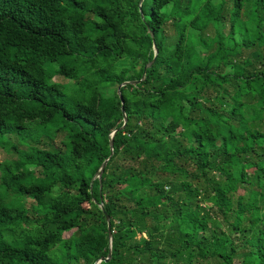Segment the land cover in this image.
Returning a JSON list of instances; mask_svg holds the SVG:
<instances>
[{
    "label": "trees",
    "instance_id": "trees-1",
    "mask_svg": "<svg viewBox=\"0 0 264 264\" xmlns=\"http://www.w3.org/2000/svg\"><path fill=\"white\" fill-rule=\"evenodd\" d=\"M138 2L0 0V264H264V0Z\"/></svg>",
    "mask_w": 264,
    "mask_h": 264
},
{
    "label": "rangeland",
    "instance_id": "rangeland-1",
    "mask_svg": "<svg viewBox=\"0 0 264 264\" xmlns=\"http://www.w3.org/2000/svg\"><path fill=\"white\" fill-rule=\"evenodd\" d=\"M209 35L210 34L205 35V37L207 38V37H209ZM244 40H245L246 43L249 42V38L248 37H246ZM259 45L261 46L262 50L264 51V41L263 40H259ZM48 70H49V73L52 72L50 68H48ZM52 78H53L54 81H57L59 83H64V84H68V83L72 84L73 83L70 80H67V79H65V78H63L62 76H59V75H53ZM112 90H113V87H109L106 90V96L107 97L104 100L98 102V106L99 107H106V106H109L111 104V101H112L111 100ZM55 97L58 98L60 101L65 102L69 109H73L74 108V103H73V100H72V97H71V90H70V86L69 85H68V87L62 89L60 95H56ZM103 118L107 119V115L103 114ZM166 118L167 119H172V120H175V121H178L180 119L178 114L174 113L172 111L169 112L167 117H163L164 120H166ZM213 134H215L216 136L220 135L219 133H217L216 130L213 131ZM4 137H5L7 142L17 146L18 148H24V146L19 144L17 138L14 135H8L7 134ZM58 140H59V137H56L53 140V143L55 144L56 147L61 148V145L58 143ZM3 158H6V159L14 158L13 150L12 149H5L4 147L0 146V160H2ZM21 172H22V174H25V175L29 174V172H30L29 166H27V167L23 166L21 168ZM238 192L240 193L241 190L239 189ZM6 193H7V191L0 190V197L4 196ZM8 194H11V195L12 194H19V192L14 187H11L9 189V191H8ZM22 204L27 209V212L29 214L30 213V206L32 205V201L29 198H23L22 199ZM244 214L247 215V216H255V215L258 214V211L254 210V209L246 208L245 211H244ZM61 235H62L63 238L73 239L75 241H79V240L82 239V237L79 235V232H78V230L76 228L66 230Z\"/></svg>",
    "mask_w": 264,
    "mask_h": 264
},
{
    "label": "water",
    "instance_id": "water-1",
    "mask_svg": "<svg viewBox=\"0 0 264 264\" xmlns=\"http://www.w3.org/2000/svg\"><path fill=\"white\" fill-rule=\"evenodd\" d=\"M139 2H140V0H139ZM139 2H138V3H139ZM149 35L151 36V32H150V31H149ZM151 44H152L151 47H152V49H153V56H154V54L156 53V48H155V45H154L153 40H151ZM152 61H153V57H152V59H151L149 62H147V63L143 66V70H142V74H141V78H140V79H143V75H144L145 68H146V66H148L150 63H152ZM140 79H139V80H140ZM136 82H137V81H134V80H133V81H123V82H121V83L117 86L116 90H118V88H119L120 86H122V85H124V84H126V83L135 84ZM118 98L120 99V111H121V115H122V124H121L120 127L113 129V130L110 132V134H109V140H108L109 154H108V156H107L105 159L102 160V162L100 163L99 167L97 168V170H96V172H95V174H94V176H93V178H97L98 181L100 180V176H101V173H102V171H103V168H104V166H105L107 160L109 159V157H110V155H111V149H112V141H111V139H112V135H113L118 129L122 128L123 125H124V122H125V115H124V112H123L122 100H121V97H120L119 94H118ZM98 204H99V207H100L102 213L104 214V218H105V222H106V231H107V236H108V243H109V242H110V233H111L110 228H109V219H108L107 214H105V211L103 210V208H102V206H101V203H98ZM108 257H109V251L107 252V256H106V257H100V258L96 259L92 264H98L100 261H105V260L108 259Z\"/></svg>",
    "mask_w": 264,
    "mask_h": 264
}]
</instances>
